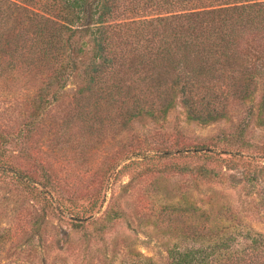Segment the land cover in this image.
Listing matches in <instances>:
<instances>
[{"label":"trees","instance_id":"trees-1","mask_svg":"<svg viewBox=\"0 0 264 264\" xmlns=\"http://www.w3.org/2000/svg\"><path fill=\"white\" fill-rule=\"evenodd\" d=\"M0 82L5 93L23 95L16 129L0 124V177L42 200L36 226L57 209L74 230L90 224L95 234L104 232L94 217L104 197L94 195L85 206L72 200L64 205L50 180L25 173L9 158L8 144L22 150L69 82L72 113L61 122L75 120L92 135L109 126L126 130L137 121L161 122L177 102L186 119L202 124L229 119V105L246 103L233 122L232 138H217L226 145L176 148L173 153L196 161L170 165L207 178L218 175L212 163L223 160L233 168L242 162L248 170L240 179L260 181L264 192V162L255 164L264 150H249L244 138L251 122L264 126V0H0ZM11 104L7 113L13 112ZM135 149L103 170L102 179L126 169V159L139 156ZM154 191L152 224L168 235L164 264H264L263 231L223 220L210 199L197 202L186 192L173 196L161 187ZM121 213L108 206L103 218L111 221ZM9 237L10 228H1L0 245ZM120 242L113 238L112 246ZM125 245L119 264H156ZM0 264L26 263L0 258Z\"/></svg>","mask_w":264,"mask_h":264},{"label":"rangeland","instance_id":"rangeland-1","mask_svg":"<svg viewBox=\"0 0 264 264\" xmlns=\"http://www.w3.org/2000/svg\"><path fill=\"white\" fill-rule=\"evenodd\" d=\"M72 89L70 82L65 85L62 98L48 107L22 150L17 151L12 142L8 144L9 158L25 173L42 181L50 180L55 196L64 205L72 200L85 206L94 195L99 194V199L104 197L105 201L94 213L104 225V232L95 234L90 224L82 230H74L68 217L57 214V209L40 218L39 226H36L34 220L42 200L25 196L14 188L9 177H0V229L10 228V237L0 245L3 263L16 260L26 264H119L123 259L122 245L126 244L131 250L152 257L156 264H164L168 235L162 227L152 224L154 190L158 187L173 196L186 192L197 202L210 199L220 210L217 214L223 220L246 223L264 232V192L260 191V181L240 179V175L248 170L242 169V162L230 165L233 168L223 160L212 163L218 175L207 178H200L193 172L180 173L170 165L183 159L190 165L196 161L173 153L176 148L226 145V140L217 138L225 134L228 140L232 138L229 132L246 103L229 105V119L202 124L186 119L177 102L161 122L137 121L126 130L109 126L99 135H92L75 120H69L67 125L61 122L70 119ZM22 96L20 92L5 93L0 82L2 126L13 130L23 119L20 112L16 115L17 102ZM257 101L258 93L253 104ZM10 102L13 112L7 113L6 109L10 108L6 104ZM249 125L244 134L249 150L256 152L259 147L264 150V126L252 122ZM134 147L139 156L120 161L116 167L128 162L126 169L116 175L111 172L105 182L101 176L103 170L117 163L123 153ZM164 149L171 152L162 156ZM263 162L262 157L255 160L256 165ZM230 174H234L237 182L232 181ZM59 204L58 208H62ZM108 206L122 213L107 221L103 213ZM63 231L67 232V241H62ZM113 238L120 240L122 245L113 247Z\"/></svg>","mask_w":264,"mask_h":264}]
</instances>
